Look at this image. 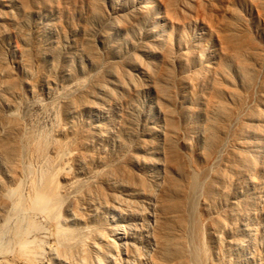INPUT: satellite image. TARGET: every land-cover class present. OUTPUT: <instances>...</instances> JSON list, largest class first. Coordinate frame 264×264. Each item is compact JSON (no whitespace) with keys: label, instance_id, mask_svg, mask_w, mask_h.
<instances>
[{"label":"rangeland","instance_id":"rangeland-1","mask_svg":"<svg viewBox=\"0 0 264 264\" xmlns=\"http://www.w3.org/2000/svg\"><path fill=\"white\" fill-rule=\"evenodd\" d=\"M34 135L58 212L26 250L0 198L1 264H264V0H0V193Z\"/></svg>","mask_w":264,"mask_h":264},{"label":"bare ground","instance_id":"bare-ground-1","mask_svg":"<svg viewBox=\"0 0 264 264\" xmlns=\"http://www.w3.org/2000/svg\"><path fill=\"white\" fill-rule=\"evenodd\" d=\"M234 37H232V38H234ZM232 54H233V52H232ZM224 108H226V107H224ZM34 136H33V139L32 140L30 139L31 141H29V143L26 144L28 146V148H26V149H27V151L29 149V151H31L38 158V160L39 159L42 160L41 161L42 163L44 162V169L41 170V173H39V175H38L39 177L36 176L37 174L35 175L36 179L38 178V180L35 181V179H34L35 177L33 178L34 179L33 181H35V182H31L32 185L30 184V186H29L30 188H29L27 194L25 193L26 191L25 192L23 191V189H22L23 187L21 188V186H18L15 189L6 188V189H3V191L0 193V198L2 199L1 205L3 207V208H1V207L0 208L2 210H5L4 212L6 214L11 212L15 216L17 215L16 217H18V218H16V219H18V226H17V229H16L17 239H16L14 244L15 245L17 244L20 247L26 248V250L28 249V247H32V241L29 240V236H30L31 232L34 231V230H31L32 227L35 228V230L38 229L36 231H39V229H40L39 227H41L40 231L42 230V226L41 225H36V224H35L36 226L33 225V220L38 215H43V216H46L49 219L50 222H53L52 220L55 219V215L58 212V211H56V206H57V204L60 203V196H61V194H59V192L57 190L58 187H56V185H55L56 183H55L54 178H53L54 175L50 171L52 169H50V160H49L48 154H47L49 152L48 151V147H49L48 145H49V141H51V139L49 138L48 135H42V136L40 135L39 137H36L37 136L36 135L35 139H34ZM15 146H17V147H13L12 146V147L6 148V153H5V155H7L8 157L13 159L14 163H16V159H17L16 157L20 156L19 154L22 153V151H23V149L25 147L24 145H22V147H20L21 145H19L17 143H16ZM26 149H24V151ZM14 157L16 158L15 160H14ZM5 158L9 159L7 157H5ZM19 158L20 157H18V159ZM6 159H5V161H6ZM10 162L13 164L12 160L11 161L9 160V164H10ZM26 170L28 171V173H27V171L26 172L24 171V172L29 174V176H30L31 173H29V172H30L31 168L28 166L26 168ZM32 173H35V172H32ZM31 179H30V181H31ZM8 215H10V214H8ZM5 216H4V219H6ZM12 217H10V218H12ZM57 219L58 218L56 217V220ZM6 221H7V219L5 220V222ZM1 223H3V222H1ZM38 224H40V223H38ZM57 226L60 227V225H57ZM2 228L4 230V227H2ZM57 229H59V228H57ZM1 230L2 229H0V231ZM58 231L59 230H57V237L59 239V242L66 243L67 239H68V236L66 235V233H63V232L60 233L61 229H60L59 232ZM69 237H70V235H69ZM70 239L68 240L69 243L68 244L66 243V245H70V243H71ZM2 246L5 247L4 244L1 245L0 247L2 248ZM67 247H69V246H67ZM163 249H164L165 254H167L166 257H169L170 260H172V258L177 257L179 255H181L183 258L188 257V255L186 253L187 252L186 243L182 239H174V240L168 241V243H166V247L163 248ZM22 250L26 251L25 249H22ZM194 254H195V252H194ZM194 254L192 255V258H195L197 260L200 259V257H202V256H198V254H195V255ZM0 256H2V255H0ZM5 256H6V254H5ZM189 257H191V256H189ZM203 259H204V256H203ZM198 262H200V261H198ZM203 262L205 263V260H203L201 263L203 264ZM207 263H209V261Z\"/></svg>","mask_w":264,"mask_h":264}]
</instances>
